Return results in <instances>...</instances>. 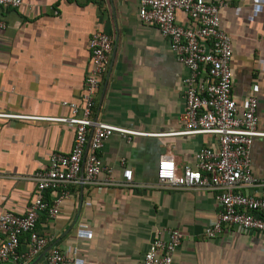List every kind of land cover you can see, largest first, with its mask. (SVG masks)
<instances>
[{"label": "crops", "instance_id": "obj_1", "mask_svg": "<svg viewBox=\"0 0 264 264\" xmlns=\"http://www.w3.org/2000/svg\"><path fill=\"white\" fill-rule=\"evenodd\" d=\"M205 1L226 3L220 17L232 39V98L241 109L257 99L264 133V0ZM0 17L7 25L0 30V215H24L37 194L35 173L48 168L53 154L71 153L75 129L50 119L72 117L65 102L83 107L96 32L109 34L113 49L92 118L143 133L110 137L100 152L98 180L116 184L71 186L58 214L44 213L37 223L48 240L45 250L3 264H39L53 247L75 264H143L153 240H167L172 229L185 237L174 264H264L262 234L203 237L217 217V191L159 185L163 157H172L180 171L195 167L201 149L218 143L212 135H177L184 129L189 69L157 27L140 21L137 0H23L0 8ZM176 17L179 25L194 26L184 13ZM251 160L257 184L240 192L264 197V137L254 140ZM126 169L132 185L119 186ZM59 196L58 190L45 193L49 204ZM29 244L23 235L19 251Z\"/></svg>", "mask_w": 264, "mask_h": 264}, {"label": "built area", "instance_id": "obj_2", "mask_svg": "<svg viewBox=\"0 0 264 264\" xmlns=\"http://www.w3.org/2000/svg\"><path fill=\"white\" fill-rule=\"evenodd\" d=\"M23 0H0V8H16ZM102 1V0H88ZM139 19L143 24L155 26L169 40L172 51L180 63L189 69L184 79L186 108L183 114L184 129L177 135H212L218 148L205 147L197 154L196 166L179 171L172 157L165 156L158 165L159 185L168 190H215L218 213L214 223L203 233L208 240L216 239L229 231L259 233L264 236V197L245 196L240 190L256 186L252 174L251 149L257 137L258 101L250 97L241 109L232 98L233 56L232 39L221 28L220 12L225 1L208 3L205 0H137ZM184 13L193 27L177 22V13ZM7 28L0 17V30ZM206 45L208 47H206ZM89 48L92 68L85 82L84 105L67 103L72 117L50 119L75 129L70 154H53L47 169L32 177L37 194L24 215H0V264L12 260L24 262L39 255L48 246V240L37 232L40 217L47 213L54 218L63 199L68 198L71 186L115 185L111 178L98 180L104 170L100 152L104 143L119 134L128 140L143 133L122 127L95 122L92 118L97 93L107 73L113 39L105 32L92 35ZM20 118V117H17ZM132 171H124L119 186L132 185ZM60 191L53 204L45 199L48 191ZM29 235L26 252H20L21 237ZM184 235L178 229L168 231L167 240L154 239L144 257L143 264H174L173 257L183 243ZM39 264H75L57 247Z\"/></svg>", "mask_w": 264, "mask_h": 264}]
</instances>
